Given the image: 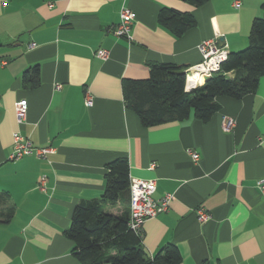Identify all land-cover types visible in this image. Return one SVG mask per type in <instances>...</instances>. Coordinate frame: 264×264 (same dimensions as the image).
Instances as JSON below:
<instances>
[{
	"label": "crops",
	"instance_id": "1",
	"mask_svg": "<svg viewBox=\"0 0 264 264\" xmlns=\"http://www.w3.org/2000/svg\"><path fill=\"white\" fill-rule=\"evenodd\" d=\"M123 5L135 16L131 42L112 34ZM164 8L191 15L195 27L174 37L158 22ZM256 17L264 18V0H0V264H81L65 231L79 202L100 199L106 165L120 157L129 184L155 180L152 198L172 197L167 211L142 225L147 258L173 245L178 264H264L257 188L264 179V76L240 100L217 98L220 110L207 123L190 116L145 128L122 92L124 80L147 79L153 63L185 74L202 62L203 40L218 37L229 53L243 50ZM98 49L108 51L106 60L95 56ZM33 66L39 85L25 88L23 73ZM184 91H191L185 79ZM20 100L27 102L22 123ZM224 116L235 121L230 132L221 130ZM14 133L50 151L9 160ZM198 209L207 221H198ZM106 210L121 212L119 204Z\"/></svg>",
	"mask_w": 264,
	"mask_h": 264
},
{
	"label": "trees",
	"instance_id": "2",
	"mask_svg": "<svg viewBox=\"0 0 264 264\" xmlns=\"http://www.w3.org/2000/svg\"><path fill=\"white\" fill-rule=\"evenodd\" d=\"M199 6L208 0H183ZM159 24L174 37L195 27L191 15L161 9ZM233 73L230 77L229 74ZM264 76V18L252 20L247 46L228 54L217 72L205 78L197 88L184 91V70L172 63L149 65L145 80H124L123 99L145 128L169 122H180L193 116L207 123L220 110L219 97L240 100L254 93ZM25 88L39 85L37 66L27 68L22 76ZM2 196V195H0ZM1 198V197H0ZM129 165L124 157L106 165L100 199L79 202L65 231L74 246L72 253L81 264H178L181 256L173 245L164 246L153 259L147 258L142 246V233L128 227ZM120 205L118 215L107 212L108 205ZM12 213L9 211L7 219Z\"/></svg>",
	"mask_w": 264,
	"mask_h": 264
},
{
	"label": "built area",
	"instance_id": "3",
	"mask_svg": "<svg viewBox=\"0 0 264 264\" xmlns=\"http://www.w3.org/2000/svg\"><path fill=\"white\" fill-rule=\"evenodd\" d=\"M134 13L126 6H121L119 11V21L113 27L112 34L118 38H125L128 42L132 41V25L134 23ZM198 51L202 56V62L189 67L185 70V88L192 90L198 87L205 78L212 73L217 72L221 65L227 60L228 49L226 45L218 44V37L213 39L203 40L198 46ZM95 56L100 60L108 58V51L98 49ZM92 98L86 96L85 105L90 106ZM27 112L26 100H20L15 105L16 121L22 123L25 121ZM221 130L230 132L235 127V121L231 117L224 116L220 122ZM50 148L34 147L31 142L24 139L20 134L13 135V148L9 155V160H17L24 156L35 155L37 157H44ZM191 158L194 161L198 160V155L191 152ZM44 177L41 178L39 188L44 190ZM257 188L261 197L264 199V179L257 182ZM130 200H129V221L128 227L136 232L141 233L143 223L159 214L167 211L170 195H166L158 200H154L152 195L156 190L155 180L132 179L129 184ZM209 214L202 209L197 210V219L199 222H205L209 219Z\"/></svg>",
	"mask_w": 264,
	"mask_h": 264
}]
</instances>
